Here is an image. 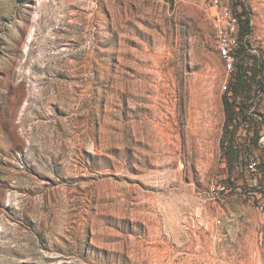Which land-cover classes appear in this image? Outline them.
Here are the masks:
<instances>
[{"label":"rangeland","instance_id":"1","mask_svg":"<svg viewBox=\"0 0 264 264\" xmlns=\"http://www.w3.org/2000/svg\"><path fill=\"white\" fill-rule=\"evenodd\" d=\"M219 1L262 83L231 169L210 0H0V264H264V0Z\"/></svg>","mask_w":264,"mask_h":264},{"label":"trees","instance_id":"2","mask_svg":"<svg viewBox=\"0 0 264 264\" xmlns=\"http://www.w3.org/2000/svg\"><path fill=\"white\" fill-rule=\"evenodd\" d=\"M233 14L239 20L238 35L242 40L244 36L249 33V18L244 10L240 14L234 12ZM242 49L245 50L244 46L243 48L241 47L239 51H237V48L235 50L234 68L231 72V79L227 86V90L222 98L226 119L223 125L220 147L223 158L230 169L242 163L240 154L243 149L238 142V128L240 124L248 118L247 111L251 109L254 102L253 94L257 92V89H260L259 91L262 90V83L260 80L261 70L258 60L254 57L252 64L246 63L244 61L246 52H243V57L240 56L243 51ZM237 57L240 59L239 63L236 62ZM253 121L254 119L252 118L250 122L252 123ZM258 139L259 131L256 126H254V133L249 137V145L245 146L244 152L246 153L250 150V145L254 148H258Z\"/></svg>","mask_w":264,"mask_h":264},{"label":"built area","instance_id":"3","mask_svg":"<svg viewBox=\"0 0 264 264\" xmlns=\"http://www.w3.org/2000/svg\"><path fill=\"white\" fill-rule=\"evenodd\" d=\"M210 1V7L214 10L212 18L216 51L224 70L230 73L233 71L235 63L234 53L238 45L239 20L227 4L219 0ZM254 166V164L248 166L251 172L254 171ZM218 191L223 192L225 188L219 187Z\"/></svg>","mask_w":264,"mask_h":264}]
</instances>
